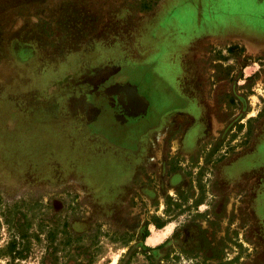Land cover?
<instances>
[{"label": "rangeland", "instance_id": "374dc122", "mask_svg": "<svg viewBox=\"0 0 264 264\" xmlns=\"http://www.w3.org/2000/svg\"><path fill=\"white\" fill-rule=\"evenodd\" d=\"M259 23L258 7L214 0H0V246L2 212H13L80 237L58 264H264ZM243 24L251 31L237 32ZM125 61L176 80L186 97L136 166L104 146L106 132L82 126L84 89ZM119 84L106 81L104 93ZM208 172L220 179L213 188ZM208 237L234 257L199 253ZM41 261L50 259L36 247L22 264Z\"/></svg>", "mask_w": 264, "mask_h": 264}, {"label": "flooded vegetation", "instance_id": "af4514ba", "mask_svg": "<svg viewBox=\"0 0 264 264\" xmlns=\"http://www.w3.org/2000/svg\"><path fill=\"white\" fill-rule=\"evenodd\" d=\"M175 64L176 63H173V62L172 63L171 62H164L163 64H161L159 66L162 69L166 66L175 68ZM146 65H147V63H145V62H143V64H138V63L133 64L131 61H125L123 63H120V67L124 68L123 70H121L120 72H117L116 74L110 75V77L105 78L98 86H96L95 89H93V86H91L90 84H88L87 88L84 89L85 91L86 90L89 91V94H87V97L90 100V102L95 107L99 108L97 119H98V122L100 121L101 124H106L108 121L114 122L113 116H118V115L124 114L125 110L123 109L122 104L118 103V100H119V96L121 98V97H123L122 95H126L124 87L129 82L136 84L138 86L139 93L145 94V95H147V97L152 99V101H153L152 103H154V108H155V105H160V104H162V101H165V103H166L165 104V112H166L165 115L167 114L166 119H165L164 123L159 125V127L154 128V129H156V132L142 131V130H145V128H146L144 126H141V128L140 127L138 128L137 126L133 125L131 127L132 131H139V133L137 135V137L139 138V142L137 143V147H135L136 149H134L132 151L133 152V153H131L132 155L130 154L131 157H127V158H125V160L129 161V162H126V164L131 163V165H134V166H136L138 164V162L140 161V152H142V151L144 152L146 149L145 144L147 143L148 137L151 135L159 133L160 130L163 129L164 127H166L169 131V129L171 127L170 126V119L172 116V111L174 112L177 109H181L183 107V103L186 102V97L183 94H181L180 91H178L176 89V86H177L176 84H178L176 82V80H174V83L171 84L173 86H170L171 91L169 92L170 93L169 95L168 94L166 95V93L163 94L162 90H160V89H158V90L155 89L156 90V92L154 94L155 98L150 96V94H148L143 88L144 82L147 83L149 81L150 77H152V76L165 78V79H166V77L162 73H158L155 71H152L151 75H149L147 73L144 74L143 72L145 70H149V68L144 67ZM154 67L156 68V66H154ZM106 81H108L111 85H113L115 82H120L119 87L117 89V92L115 94L107 95L104 93V90H105L104 87H106V85H104V84ZM148 86L150 87L149 84H148ZM155 87H157V85H154V88ZM163 88L165 90H167L166 86H164ZM162 110H164V109H162ZM162 110L157 109L156 111L155 110L154 111L156 114H158V112L160 113ZM177 111L179 112V110H177ZM93 126H95V125H92V127ZM113 137H115L116 139L119 138L116 135ZM186 140H188V136H187ZM217 151L218 150L216 148L212 149L210 151V157L215 155ZM216 162H218V160L213 161L212 158H208L205 160L206 165H210V164L215 165ZM196 163L200 164V165L203 164L202 161H198V160H196ZM198 169L200 171L201 170L203 171V168L201 166H199ZM209 169L211 171L214 170V168L212 166H210ZM199 170H197V172ZM205 174H206L205 176H203V175H201V176L204 178H207L209 176L211 178L214 176V181L211 180L212 181L211 182V188L214 187V185H213L214 182L216 183V186H217V184L219 183V180H220L219 178L217 179L218 175L210 173V172L205 173ZM200 181H203V180H200ZM180 186H181L180 188L181 189L183 188L185 190V192L187 191L188 184L184 183L183 185L180 184ZM198 205L199 204H197L196 206H198ZM182 207H185V205H183ZM200 240L202 241V243L200 245L201 248L198 249V252L199 253H207L208 252L207 254L209 256H211L212 258H215L216 262L230 260L231 258L234 257V256L224 257V254L219 251L220 249L217 246V241L212 240L209 237L208 238H202ZM228 244H230V243H228ZM254 248H257V245H255ZM250 250H251V248L248 249V251H250ZM209 251H211V252H209ZM226 254H228V253H226ZM244 259L245 260L249 259V257L242 258V257L236 256V260L237 261L239 260V262H241ZM207 261H209V258H206V262ZM234 264H238V263L234 262Z\"/></svg>", "mask_w": 264, "mask_h": 264}, {"label": "crops", "instance_id": "0c3cea01", "mask_svg": "<svg viewBox=\"0 0 264 264\" xmlns=\"http://www.w3.org/2000/svg\"><path fill=\"white\" fill-rule=\"evenodd\" d=\"M246 27V28H245ZM245 29H247L248 31H251L249 25H241L237 27V32H239V30L241 31H246ZM257 30L254 31L261 32L260 27L258 26L256 28ZM248 31H246L248 33ZM261 34L257 35L256 33V37L254 40V43H257V37H260ZM232 38H237L239 40H242L244 42L249 41L250 37L246 36L245 33H237L236 35H234V37ZM260 43V42H259ZM148 84L150 85V87L148 86ZM154 85H157V87L154 88ZM166 86L167 90H165L163 87ZM170 86H172L168 80H166L165 78H160V77H150L149 81L147 83L144 82L143 88L144 90L150 94V96H152L153 98H155L154 94L156 92L155 89H160L162 90V93H166V95L170 94L169 92L171 91ZM126 95H122L123 97L119 98L118 103L122 104L123 109L125 110L123 115H118V116H113V120L112 121H108L106 124H101L100 121L98 122L97 116H95V114H97L99 112L98 108L95 107L89 99H84V101H82V109L84 108L87 109L86 111V116L83 118L84 122L82 123V126H92L95 125L94 127H96L95 129L99 132H106L109 136L104 135L102 136V138L100 140H102V142L105 143L104 146H106V148H110V149H114V150H120V151H124V152H128V153H133L132 151L134 149H136L135 147H137V143L139 142V138L137 137L139 131H132L131 127L133 125L137 126L138 128L141 126L146 127L145 132H156V129L159 127V125H161L162 123H164L165 119H166V115H165V101H162V104L160 105H155L154 108V103H152V99L147 97V95L139 93L138 91V86L136 84L133 83H127V85L124 87ZM128 95L134 98V101L130 104L128 102ZM120 97V96H119ZM151 104V105H150ZM162 110L160 113L158 112V114L155 113L156 110ZM155 110V111H154ZM164 111V112H163ZM157 115V116H156ZM95 116V117H94ZM111 129L116 130V132H112ZM120 132V134L123 136L121 138H115L112 137V134L114 133H118ZM115 135V134H114ZM113 139V140H112ZM85 137H82V142H85ZM136 143V146L134 147V144Z\"/></svg>", "mask_w": 264, "mask_h": 264}, {"label": "trees", "instance_id": "16d2710c", "mask_svg": "<svg viewBox=\"0 0 264 264\" xmlns=\"http://www.w3.org/2000/svg\"><path fill=\"white\" fill-rule=\"evenodd\" d=\"M13 215V212L8 216L2 212L3 224L8 234V239L0 246V259L4 261L2 264H22L34 255L36 247H44L50 259L48 264H58L61 256H64L58 255L63 248L80 239L73 236L64 226L59 229L54 223H41L34 227L32 219L25 214L21 215L19 220H15ZM41 264H44V261H41Z\"/></svg>", "mask_w": 264, "mask_h": 264}, {"label": "snow or ice", "instance_id": "6c2138e0", "mask_svg": "<svg viewBox=\"0 0 264 264\" xmlns=\"http://www.w3.org/2000/svg\"><path fill=\"white\" fill-rule=\"evenodd\" d=\"M214 2H219L224 5L233 6H256L260 13V23L259 27L261 31H264V0H214Z\"/></svg>", "mask_w": 264, "mask_h": 264}, {"label": "water", "instance_id": "95a60500", "mask_svg": "<svg viewBox=\"0 0 264 264\" xmlns=\"http://www.w3.org/2000/svg\"><path fill=\"white\" fill-rule=\"evenodd\" d=\"M134 101V98L128 95V102L131 104Z\"/></svg>", "mask_w": 264, "mask_h": 264}]
</instances>
